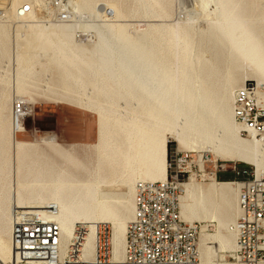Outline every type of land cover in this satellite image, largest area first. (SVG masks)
<instances>
[{
    "label": "bare ground",
    "instance_id": "bare-ground-1",
    "mask_svg": "<svg viewBox=\"0 0 264 264\" xmlns=\"http://www.w3.org/2000/svg\"><path fill=\"white\" fill-rule=\"evenodd\" d=\"M63 1L62 10L53 9L49 2L57 24L45 26L38 24L28 0H15V18L25 23L20 27L38 30L29 35L31 39L24 45L18 34L21 30L16 29L13 46L9 22L5 21L8 17L0 12V70L2 59H7L8 66L30 60L42 64L49 58L57 63L75 86L66 96L75 100L81 110L100 116L94 149L97 160H90L85 167L79 163H59L37 141H20V133L25 132L21 120L30 114V100L15 101L25 104L17 124L14 107L12 116L7 114L10 100L7 87L0 81V186L10 176L7 170L13 159H19L22 169L26 165L31 167L16 193L12 191L15 187L0 189V236H6L9 242L0 264H10L14 259L13 217L17 209L23 208L57 210L54 218L62 228L64 253L77 227L86 224L90 231L83 254L86 258L94 256L103 227L113 224V260L125 264L128 232L136 213L137 184L168 180L169 137L188 149L208 151L213 163L223 160L249 164L256 169L257 177H264V142L254 137L242 138L244 129L235 114L238 90L256 81L258 86H264V8L253 0H196L209 19L207 30H195L190 25H148L147 32L134 41L126 30L112 24V0ZM100 1L108 9L103 5L94 19L83 13L89 7L96 8ZM136 1L139 9L130 13L133 17L139 13L143 19L169 16L168 0ZM7 5L0 0V7ZM62 11L68 12V21L62 19ZM196 11L195 7L187 9L193 21ZM91 31L95 35L90 37ZM78 33L90 37L86 39L90 47L82 44L84 39H78ZM206 51L210 57H206ZM246 69L252 71L254 79H246ZM112 75L116 81L111 80ZM85 79L95 80V90L103 94L101 100L91 97L94 90L87 88ZM125 94L136 95V99L143 97L137 105L134 97L127 98ZM41 97L62 100L55 94ZM133 103V111H128L126 106ZM140 105L142 112L137 111ZM82 150L93 153L89 147ZM206 164L200 158L198 166L207 183L199 184L193 177L183 185L181 216L188 222H233L227 234L202 231L199 238L200 264H230L216 262L213 249L216 253L237 250L234 227L242 217L241 184L208 176ZM141 168L148 181H137ZM111 184L126 187V191L104 190Z\"/></svg>",
    "mask_w": 264,
    "mask_h": 264
},
{
    "label": "built area",
    "instance_id": "built-area-1",
    "mask_svg": "<svg viewBox=\"0 0 264 264\" xmlns=\"http://www.w3.org/2000/svg\"><path fill=\"white\" fill-rule=\"evenodd\" d=\"M57 9L63 0L52 3ZM64 21L70 16L61 12ZM17 124L25 104L14 105ZM235 114L243 127V136L264 142V86L249 83L236 92ZM24 125V121H23ZM190 154L171 156L169 178L165 182H140L136 187V213L130 225L125 264H200L199 238L201 223H187L182 219L180 197L184 183L191 180L193 165ZM220 162L215 163L218 167ZM226 165L222 163L220 170ZM248 177L241 184L242 217L234 227L237 250L234 264H264V177L254 171H234ZM217 179L218 171L211 173ZM56 209L48 211L17 209L13 217L14 259L10 264H118L113 260L112 231L104 226L95 243L93 257L86 258L89 228L77 227L67 250L62 251L63 232L54 218Z\"/></svg>",
    "mask_w": 264,
    "mask_h": 264
},
{
    "label": "rangeland",
    "instance_id": "rangeland-1",
    "mask_svg": "<svg viewBox=\"0 0 264 264\" xmlns=\"http://www.w3.org/2000/svg\"><path fill=\"white\" fill-rule=\"evenodd\" d=\"M169 1V16L164 18H149L143 19L141 14L139 13L136 17L130 15L131 12L139 9V3L135 0H112L110 2L109 7L115 9V14L113 18L112 24H115L116 29L126 30L127 34L134 40L142 36L148 30V25H165L169 27H184L190 25L195 30L200 29L201 31L207 30L209 26L208 17L200 11L199 4L196 0H168ZM257 5L264 8V0H253ZM15 0H2L3 4H8L7 6L0 7V12L5 14L8 18L5 20L9 22L8 32L12 36V44H15V32L16 29H20L21 31L18 33L20 38L21 45H24L26 40H28L32 33H36L38 30L35 28H25L20 27L25 23H21L15 18L16 11L13 9V4ZM29 4L32 5L33 11L37 16L38 24H43L45 26H49L51 24H57L53 16L51 9L49 8V2L53 3L54 0H28ZM135 3V4H134ZM11 5V6H10ZM98 5V6H97ZM107 7L105 2L100 1L95 6L89 7L87 11L83 13H87L91 18L94 19V16L98 13V9L101 7ZM191 5V6H190ZM112 6V7H111ZM114 6V7H113ZM3 7V8H2ZM53 9H56L52 5ZM191 7V8H190ZM196 8L197 17L195 21H193L192 17L187 15V9L190 10L192 8ZM213 9V6L211 7ZM108 11V10H107ZM58 14L59 11H56ZM201 13V14H200ZM205 15V16H204ZM195 19V18H194ZM9 20V21H7ZM208 21V22H207ZM55 22V23H54ZM191 22V24H190ZM155 23V24H154ZM158 23V24H156ZM28 25V24H27ZM140 25H143L142 29ZM208 25V26H206ZM121 26V27H120ZM199 30V31H200ZM26 31V32H25ZM77 33V30L76 32ZM80 36L78 39H84L83 45L86 47H90V43H86V39L94 36L95 33L91 31V34L88 37L83 36V33H78ZM31 39V38H30ZM95 39V38H94ZM96 42V40L94 41ZM14 49V47H13ZM2 52L0 51V55ZM12 53L13 50H12ZM13 55V54H12ZM206 57H210V52H205ZM14 61V60H13ZM28 62H14L10 66L7 64V59L1 60V66L3 67L0 70V81H3L4 86L7 87V97L9 101L8 107V115L12 116V110L15 105V101L18 98L29 99L30 106L29 115L24 120H21V126L25 129L24 133H20L19 140L23 142H36L40 145L44 152L51 155L58 161L59 163H67L71 165L73 163H79L82 166H86V164L90 161H96L97 155L94 152L95 146L98 143V131L100 126V116L97 113H88L86 111L81 110V108L76 105V101L69 99L68 94L72 93L75 90V86L73 85L72 80H68L67 75L64 76V71L58 66L57 63L51 61V59H45L42 64H36L33 60ZM7 65V67H6ZM16 72V73H15ZM246 79H254L251 77L252 71L249 69L245 70ZM113 76V75H112ZM67 77V78H65ZM105 80V79H104ZM112 81H116V78L113 76ZM106 82H111L106 79ZM257 82V81H256ZM255 82V83H256ZM85 83L88 84L87 88L90 90H94L91 94L92 98L97 97L98 99H102L103 94L101 91H96V82L92 79H85ZM242 84L237 88L240 89ZM86 88V87H84ZM83 90V89H82ZM86 89H84L85 91ZM235 90V92L237 91ZM83 91V92H84ZM82 92V93H83ZM89 92V91H87ZM99 92V93H98ZM49 94V95H57L58 98L62 100H49L42 98L41 95ZM139 95V94H138ZM142 95V94H140ZM139 95V96H140ZM134 97L136 101L135 104L139 105L141 96L136 99V95L125 94V97L130 98ZM139 101V102H138ZM103 103V101H101ZM127 105L126 109L128 111H133V107L135 106ZM141 104V103H140ZM142 105V104H141ZM137 107V111L142 112V106ZM109 106V105H107ZM90 125V129L88 128ZM78 129V130H77ZM69 133L75 134L77 138H68ZM242 138L248 139L247 137ZM57 136L58 141L56 139ZM48 143H57L58 145H49ZM89 147L93 150V153L83 151L82 148ZM176 153H181L182 155L190 154L192 157L190 159V164L193 165V170L191 172V178L197 181V183L205 184L208 181L207 178L203 176L198 163L200 158L207 162V175L212 176L211 173L218 171L219 173H225L229 171H234L235 165H237L238 171H241V165H247L249 168H245L247 171L256 172V169L249 164H240L241 162L232 161L226 162L220 160L218 167H215V163L212 162V154L208 151L204 153H200L198 150L189 148L180 145L178 142H175L173 137H169L168 143V164L170 163L171 156ZM210 160V161H209ZM209 162V163H208ZM19 159L15 158L10 162L8 166L7 172L10 174L9 178L5 180V183H2L0 189L4 187L6 189H14L13 193H16L22 187V179L24 176H27L29 172H31L30 165H26L24 169L19 164ZM224 163L226 168L224 171L220 170V167ZM13 169V170H12ZM15 176V178H14ZM139 180H146V176L143 175V168L138 172L137 175ZM204 177V178H203ZM214 177V176H213ZM243 178L247 179L248 177H241V179L236 180L234 182H242ZM207 179V180H205ZM217 181H221L216 179ZM136 181V182H137ZM135 182V184H136ZM16 183V184H15ZM14 184V185H13ZM20 184V185H17ZM104 190L115 192V193H123L126 191V187L111 184L104 188ZM135 195V188H134ZM133 195V201H134ZM14 208V207H13ZM22 208V207H18ZM24 209V208H23ZM224 214V213H223ZM240 217V216H239ZM185 222H188L186 219H183ZM238 221V219H237ZM236 221V222H237ZM235 222V223H236ZM188 223H201L203 227L202 234H217L222 232L227 234L230 230L233 222L225 221L223 224H220L217 220H195L193 222ZM130 222L127 224V229ZM111 229L113 230V224H109ZM9 247V242L6 236H0V257L5 256L7 254ZM215 247V245H214ZM215 252L214 260L218 263H232L233 261V253L231 250H220ZM231 251V252H230ZM10 260V259H9ZM8 260V261H9Z\"/></svg>",
    "mask_w": 264,
    "mask_h": 264
},
{
    "label": "crops",
    "instance_id": "crops-1",
    "mask_svg": "<svg viewBox=\"0 0 264 264\" xmlns=\"http://www.w3.org/2000/svg\"><path fill=\"white\" fill-rule=\"evenodd\" d=\"M88 128L90 129V125H88ZM77 130H78V129H77ZM68 135H69L68 138H72V139L77 138V136H75V134H73V133H69ZM54 137H56V139H57V141H58L57 136H54ZM58 142H59V141H58ZM245 168H246L245 166L241 168V173H243V171L246 170ZM217 177H218L219 180H220V178H222L221 181H223V182H226V181H227V182H234V181H236V180L241 179V177H244V176H240V177H239V176L237 175V173H235V172H233V171H229V172H225V173H219ZM243 180H245V178H243Z\"/></svg>",
    "mask_w": 264,
    "mask_h": 264
},
{
    "label": "trees",
    "instance_id": "trees-1",
    "mask_svg": "<svg viewBox=\"0 0 264 264\" xmlns=\"http://www.w3.org/2000/svg\"><path fill=\"white\" fill-rule=\"evenodd\" d=\"M240 164H244V163H240ZM244 166H245L246 168H249L247 165H241V168L244 167ZM220 180H222V178H220ZM226 182H227V181H226Z\"/></svg>",
    "mask_w": 264,
    "mask_h": 264
}]
</instances>
